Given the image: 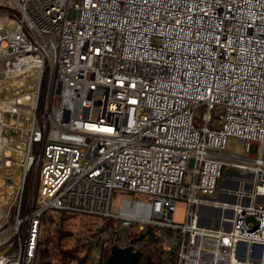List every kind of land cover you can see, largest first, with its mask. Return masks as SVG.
<instances>
[{"label":"built area","instance_id":"obj_1","mask_svg":"<svg viewBox=\"0 0 264 264\" xmlns=\"http://www.w3.org/2000/svg\"><path fill=\"white\" fill-rule=\"evenodd\" d=\"M0 9V264H34L53 208L136 264H264V0Z\"/></svg>","mask_w":264,"mask_h":264},{"label":"trees","instance_id":"obj_2","mask_svg":"<svg viewBox=\"0 0 264 264\" xmlns=\"http://www.w3.org/2000/svg\"><path fill=\"white\" fill-rule=\"evenodd\" d=\"M29 192L30 187L27 181L22 202L25 201ZM76 214L78 213L54 208L44 213L34 264H93L90 259L93 255V246L96 245L99 248L97 264H101L104 255L107 259L109 253L106 246L102 244L99 246V242L93 240L95 233L90 232V227L84 228L77 237L76 232L68 228V222ZM51 227H53L52 230ZM70 236L75 239V244L67 246ZM67 257H72L75 262L67 263Z\"/></svg>","mask_w":264,"mask_h":264},{"label":"rangeland","instance_id":"obj_3","mask_svg":"<svg viewBox=\"0 0 264 264\" xmlns=\"http://www.w3.org/2000/svg\"><path fill=\"white\" fill-rule=\"evenodd\" d=\"M0 11H2V9H0ZM225 154L242 155L243 154V144L239 142L237 138L229 137L228 142H227V151L225 152ZM34 181H33V185H34ZM31 183H32V179L29 178V182H28L29 187ZM132 195L141 197V198L146 197L144 195L142 196V195H137L134 193L116 191L112 199L111 212L116 213L119 211L120 200L122 197H128ZM187 209H188L187 200L181 199V198L178 199L176 202L175 211H174V220L177 222H184L187 216ZM89 222H91L89 217L76 214L70 219L67 226L70 230H72L73 232L74 231L76 232V234L75 233L74 234L77 237L81 234V231H83L84 228L89 226ZM52 229L53 227H51V230ZM68 239L69 240H68L67 246H71L75 244V239L72 238V236H70ZM92 251H93V255L91 256L90 262H93V264H97L98 256H99L98 246L97 245L93 246ZM66 262L74 263L75 259H73L72 257H67ZM170 262H171V258L169 257V255H166L165 260L163 261V264H170Z\"/></svg>","mask_w":264,"mask_h":264},{"label":"water","instance_id":"obj_4","mask_svg":"<svg viewBox=\"0 0 264 264\" xmlns=\"http://www.w3.org/2000/svg\"><path fill=\"white\" fill-rule=\"evenodd\" d=\"M140 256V252H133L130 247L122 249L114 246L108 258V264H136ZM147 264L153 263L149 262Z\"/></svg>","mask_w":264,"mask_h":264}]
</instances>
